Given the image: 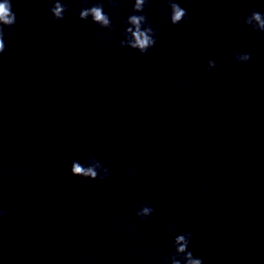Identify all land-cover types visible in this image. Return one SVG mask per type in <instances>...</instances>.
<instances>
[{"label": "clouds", "instance_id": "9594fccd", "mask_svg": "<svg viewBox=\"0 0 264 264\" xmlns=\"http://www.w3.org/2000/svg\"><path fill=\"white\" fill-rule=\"evenodd\" d=\"M87 3V0H82ZM110 7H118V0H107ZM148 0H134L132 13L124 21L127 25L123 32V37L120 41V46L128 47L137 50L141 54H146L149 49L156 44V29L149 23L147 16L144 15L145 7ZM170 9L169 20L172 25H177L187 17L186 9L182 8L179 3L174 0H168ZM67 5L61 3V0H55L53 6L49 9L52 17L57 21H62L67 11ZM98 25L101 29H106L109 32L115 31V25L112 23L108 13L104 11L103 0H98L97 3L90 7H84L79 11L80 20H88ZM245 25L250 26L253 31L264 33V13L253 10L244 20ZM16 24V14L12 11L11 0H2L0 2V54L5 51L4 43V28H11ZM234 59L238 63H246L251 59L250 53L236 52L233 54ZM216 68V63L209 60L207 63V71H213ZM71 174L74 176L87 178L91 180H105L110 176V171L103 166L95 156L88 157L87 161H73L71 165ZM131 174L130 172L128 173ZM154 206L147 201L136 212V215L144 219L154 212ZM4 215L0 212V216ZM192 239V233L186 232L176 235L173 241L174 253L166 258L165 264H203V260L194 256L189 250V243Z\"/></svg>", "mask_w": 264, "mask_h": 264}]
</instances>
